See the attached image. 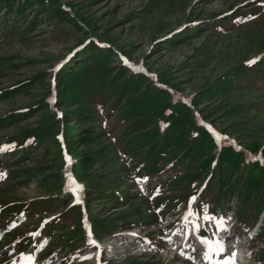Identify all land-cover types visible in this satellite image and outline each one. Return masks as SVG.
Here are the masks:
<instances>
[{"label":"rangeland","instance_id":"obj_1","mask_svg":"<svg viewBox=\"0 0 264 264\" xmlns=\"http://www.w3.org/2000/svg\"><path fill=\"white\" fill-rule=\"evenodd\" d=\"M13 88L0 96V146L14 145L0 152V216L29 206L0 236V264L40 230L39 263H200L171 234L193 196V211L207 199L228 227L259 229L243 248L264 264V168L245 162L264 158V0H0V93ZM168 106L181 120L164 128Z\"/></svg>","mask_w":264,"mask_h":264},{"label":"snow or ice","instance_id":"obj_2","mask_svg":"<svg viewBox=\"0 0 264 264\" xmlns=\"http://www.w3.org/2000/svg\"><path fill=\"white\" fill-rule=\"evenodd\" d=\"M255 61H249V64L251 63H254ZM125 63H127V61H125ZM137 70H140V69H137ZM211 131V129H210ZM12 147H14V145H11V146H0V152L2 151H6V150H10ZM256 159H260V157H256ZM69 180H71V177L68 178ZM146 180V178H145ZM70 189L73 188V185H69ZM79 191H82V189L78 188V186H76V189L73 191V195L77 197V200H79V196H78V192ZM196 200V197L193 196L190 198V204H189V210L187 212V214L184 216V220L185 222H188L189 221V218L190 217H195L196 213L192 210L191 208V204L194 203ZM204 220L205 221H214L215 224H216V227L218 230H223V231H226V229L224 228V223L225 221L221 218L219 220H217L215 217H212V216H209L207 214V211H206V206H205V212H204ZM45 223H47V221H45ZM192 230L194 232L198 231L199 228H198V225L195 223V220L193 219L192 220ZM30 235H32L33 237H36V236H39L40 235V232H35V233H30ZM171 239L169 238L168 240V243L171 244ZM87 243L93 247H97L99 248V244L96 243L93 238H92V234L89 232L88 233V240H87ZM202 243H205L207 245V242L206 241H202ZM208 248H209V251L205 252V259H211V255L212 253H215L216 255H220L223 251H224V244L222 241H218L216 242L214 245H207ZM181 255H183V252L181 253ZM234 256L235 254L233 253L232 254V257L229 261V264H235V260H234ZM21 261H22V264H35V258L31 255H28V256H25L24 253H21ZM91 257H85V259H90ZM14 264H16V262H14Z\"/></svg>","mask_w":264,"mask_h":264},{"label":"trees","instance_id":"obj_3","mask_svg":"<svg viewBox=\"0 0 264 264\" xmlns=\"http://www.w3.org/2000/svg\"><path fill=\"white\" fill-rule=\"evenodd\" d=\"M237 14V13H236ZM61 19V18H60ZM94 50H96V49H94ZM71 64H72V62L71 63H69L68 65H66L65 67H64V69L62 70V71H67V69L69 68L70 69V66H71ZM81 68H83V70H86V68H90V67H87L86 65H83V67H81ZM62 74H63V72H62ZM63 76V75H62ZM72 76H73V80H75V78H77V77H81L82 78V73H79V72H74V73H72ZM68 77V76H67ZM66 78V77H65ZM134 80V79H133ZM76 83V81H74V84ZM76 87L78 88V84L76 83ZM18 88H15V89H8V93L9 94H12L13 93V91L14 90H17ZM1 95L3 94V92L2 93H0ZM148 101V100H147ZM79 103L81 104V105H83V100H81V101H79ZM150 104V103H149ZM171 104H173V102L171 103ZM177 105V104H176ZM177 106H179V105H177ZM180 108H181V106H180ZM174 108L172 107V108H170V106H168L167 108H165L164 110H163V115H166V118H168V120H170L171 122L170 123H172V125L174 124V123H176V119H179V120H181V118H180V114H178V113H176V112H174ZM178 117V118H177ZM163 118H165V116L164 117H162V119ZM128 119H130V121H132L133 120V122H134V119L132 118H128ZM174 122V123H173ZM178 122H180V121H178ZM109 124H111V123H109ZM131 124H133V123H130L129 125H131ZM171 125V126H172ZM170 126V127H171ZM126 130V129H125ZM210 139V138H209ZM203 140H206V138L205 139H203ZM203 141L200 139V140H197L196 141V143H202ZM209 143L210 144H213L212 143V141H211V139L209 140ZM110 144V146L112 147L113 145L111 144V143H109ZM240 154H236L235 152H232L231 154H230V157H231V160L232 159H235L236 157H238ZM249 166H251V168H258L257 167V165H253V164H250ZM259 169H260V167H259ZM247 175H248V173H246ZM256 175V176H255ZM255 176V177H254ZM257 172L255 171V172H253L252 173V175H250V179H255V178H257Z\"/></svg>","mask_w":264,"mask_h":264},{"label":"bare ground","instance_id":"obj_4","mask_svg":"<svg viewBox=\"0 0 264 264\" xmlns=\"http://www.w3.org/2000/svg\"><path fill=\"white\" fill-rule=\"evenodd\" d=\"M2 26V25H1ZM240 257V256H239Z\"/></svg>","mask_w":264,"mask_h":264}]
</instances>
